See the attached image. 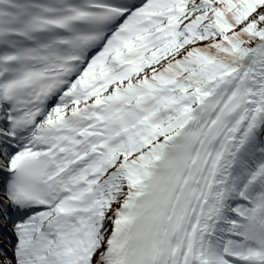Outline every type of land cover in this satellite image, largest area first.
<instances>
[{
  "label": "snow or ice",
  "instance_id": "snow-or-ice-1",
  "mask_svg": "<svg viewBox=\"0 0 264 264\" xmlns=\"http://www.w3.org/2000/svg\"><path fill=\"white\" fill-rule=\"evenodd\" d=\"M0 264H264V0H0Z\"/></svg>",
  "mask_w": 264,
  "mask_h": 264
}]
</instances>
